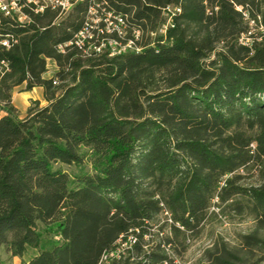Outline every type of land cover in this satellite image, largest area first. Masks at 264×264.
Returning a JSON list of instances; mask_svg holds the SVG:
<instances>
[{
	"label": "trees",
	"instance_id": "obj_1",
	"mask_svg": "<svg viewBox=\"0 0 264 264\" xmlns=\"http://www.w3.org/2000/svg\"><path fill=\"white\" fill-rule=\"evenodd\" d=\"M109 1L141 29L140 51L63 44L86 1L62 17L19 0L26 22L0 10V264H98L129 234L132 253L106 264H157L167 245L184 249L214 200L237 195L250 200L256 226L239 248L216 242L205 264H259L264 33L250 21L264 26V0ZM167 5L180 11L164 34ZM47 59L56 64L49 78ZM21 84L42 87L46 101L23 117L12 103ZM252 161L261 183L236 185L233 173ZM85 163L73 174L58 166Z\"/></svg>",
	"mask_w": 264,
	"mask_h": 264
},
{
	"label": "built area",
	"instance_id": "obj_2",
	"mask_svg": "<svg viewBox=\"0 0 264 264\" xmlns=\"http://www.w3.org/2000/svg\"><path fill=\"white\" fill-rule=\"evenodd\" d=\"M86 1L87 10L81 28L73 35L72 39L63 44H75L84 52L103 53L108 52L109 56L119 54L126 50L140 51L141 47L136 43L140 39L141 29L131 27L128 23L127 14L116 9L109 0H27L33 4L35 12L43 11L44 8L57 10L61 16L73 5ZM19 0H0V10L5 14L15 16L18 22H26L29 17L21 10ZM177 6L167 5L163 8L165 22L159 27V32L166 33L169 27L173 26V15L179 12ZM130 30V36L127 35ZM0 44L8 45L6 38H0ZM87 44V45H84ZM58 49L64 51V46L59 45ZM170 221V219H168ZM136 242V237L132 234L127 235L123 240L122 235L117 239L115 246L102 252L98 264H106L113 259H120L124 249L132 253V245ZM171 249L166 246L168 259L157 264H184L175 260L169 254Z\"/></svg>",
	"mask_w": 264,
	"mask_h": 264
},
{
	"label": "rangeland",
	"instance_id": "obj_3",
	"mask_svg": "<svg viewBox=\"0 0 264 264\" xmlns=\"http://www.w3.org/2000/svg\"><path fill=\"white\" fill-rule=\"evenodd\" d=\"M239 9L240 6H237ZM70 7L61 16H65L71 11ZM264 11V7L261 8ZM27 21V19H24ZM251 32L255 34L264 33V26L256 22L250 21ZM240 40L244 42L250 41L247 36H242ZM50 65L53 62L49 63ZM51 71L54 67H50ZM22 87V86H21ZM23 88V87H22ZM16 87L13 89L12 94L20 92L23 89ZM23 99L21 94L15 96V102L18 107V116L23 117L26 115L27 108L33 105L34 101H38L40 105L46 104V101L40 97V99L35 97ZM26 105V107H25ZM253 147V146H252ZM264 160V158H262ZM262 163V162H261ZM61 169L67 171L70 174L78 172L81 167L85 169H90L88 163L83 166L76 164H58ZM237 175L235 184L243 187L256 186L261 183V165L252 161L247 163L236 170L233 175ZM251 202L247 197L235 196L227 202L220 203L214 200L213 204L208 209L204 220L193 230L192 233H188V237L185 240V247L182 249L180 247L178 252L173 249L169 251V254L180 262L184 264H205L206 259L204 257L205 251L211 248L216 242H224L229 248H239L241 247V237L245 234L250 233L254 230L256 226V219L254 214L250 211ZM167 212H163L161 217L164 218ZM169 216V215H167ZM158 223L156 227L161 225ZM168 232V227H164L163 233ZM259 234L264 237V229L259 230ZM28 256V255H27ZM259 264H264V254L258 255ZM18 258H13L12 262L17 263Z\"/></svg>",
	"mask_w": 264,
	"mask_h": 264
},
{
	"label": "crops",
	"instance_id": "obj_4",
	"mask_svg": "<svg viewBox=\"0 0 264 264\" xmlns=\"http://www.w3.org/2000/svg\"><path fill=\"white\" fill-rule=\"evenodd\" d=\"M50 62H53V64L50 65L49 64ZM49 65H50V67H54L51 71L49 70ZM55 71H56V64H55V62L53 60H51V59H47V71L44 73L43 76L45 78H49V77H51L54 74ZM16 87H20V88L23 89L20 92H16V93L12 94V103L16 106L17 109H18V107H17V104L15 102L16 101L15 100V96L17 97V95H20L21 94V98L26 99V98L34 97L33 94H35V97L37 99L38 98L40 99V97L44 99V97H43V88L40 87V86H35V87H33L32 89H29V90H24V84L18 85ZM25 107H26V105H25Z\"/></svg>",
	"mask_w": 264,
	"mask_h": 264
}]
</instances>
